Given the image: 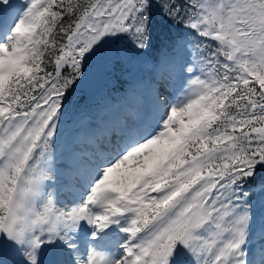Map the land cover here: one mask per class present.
<instances>
[{"label": "snow or ice", "instance_id": "snow-or-ice-1", "mask_svg": "<svg viewBox=\"0 0 264 264\" xmlns=\"http://www.w3.org/2000/svg\"><path fill=\"white\" fill-rule=\"evenodd\" d=\"M253 188L264 0H0V264H264Z\"/></svg>", "mask_w": 264, "mask_h": 264}, {"label": "rangeland", "instance_id": "rangeland-1", "mask_svg": "<svg viewBox=\"0 0 264 264\" xmlns=\"http://www.w3.org/2000/svg\"><path fill=\"white\" fill-rule=\"evenodd\" d=\"M17 2H22V0H17ZM109 87L112 88V85L106 84V82L104 80L97 78L90 83V85L87 88V91L91 89V93L95 92L98 95V93L100 91H103V93H104V91H106V89H108ZM92 88H95V90H92ZM115 89L122 91V88L120 86H117V88H115ZM253 191H254V194L257 195V199H256L255 203H256V207H257V216L259 217L261 215V211L264 214V208H262L260 205V200H259V196H258V189L255 188Z\"/></svg>", "mask_w": 264, "mask_h": 264}, {"label": "trees", "instance_id": "trees-1", "mask_svg": "<svg viewBox=\"0 0 264 264\" xmlns=\"http://www.w3.org/2000/svg\"><path fill=\"white\" fill-rule=\"evenodd\" d=\"M172 35H176L175 32L172 33ZM162 37H158V42H159V39H161ZM112 90V88H108L106 89V91H100L97 95V93L93 92L91 93V89L87 91V89L85 90V94L84 96L81 98L79 96V94H77V97L76 98H80L81 99V102L82 103H86L88 106H94L99 100L101 97H103L105 95V93L109 90ZM92 90H95V88H92ZM114 92V90H112ZM89 92V93H88ZM72 119L73 117L70 116V119L68 120V122L71 124L72 123ZM253 190V189H252Z\"/></svg>", "mask_w": 264, "mask_h": 264}]
</instances>
